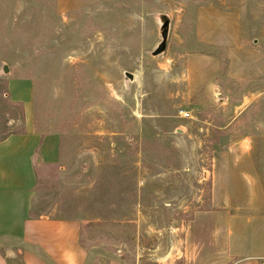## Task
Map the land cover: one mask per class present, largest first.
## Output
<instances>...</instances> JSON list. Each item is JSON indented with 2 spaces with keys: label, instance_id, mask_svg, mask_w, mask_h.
<instances>
[{
  "label": "rangeland",
  "instance_id": "obj_1",
  "mask_svg": "<svg viewBox=\"0 0 264 264\" xmlns=\"http://www.w3.org/2000/svg\"><path fill=\"white\" fill-rule=\"evenodd\" d=\"M24 80L33 215L80 220L83 264L264 254V0H0V139Z\"/></svg>",
  "mask_w": 264,
  "mask_h": 264
},
{
  "label": "crops",
  "instance_id": "obj_2",
  "mask_svg": "<svg viewBox=\"0 0 264 264\" xmlns=\"http://www.w3.org/2000/svg\"><path fill=\"white\" fill-rule=\"evenodd\" d=\"M9 90L25 107L26 129L0 139V264H83L80 220L33 215L47 144L29 116V82L10 81ZM235 258L223 259L227 264H264V254ZM110 264L133 263L115 257Z\"/></svg>",
  "mask_w": 264,
  "mask_h": 264
},
{
  "label": "water",
  "instance_id": "obj_3",
  "mask_svg": "<svg viewBox=\"0 0 264 264\" xmlns=\"http://www.w3.org/2000/svg\"><path fill=\"white\" fill-rule=\"evenodd\" d=\"M167 33L168 30L167 28H164L162 35H163V40L162 42L159 44V46L154 50V54H159L160 52L163 51L164 47H165V42H166V37H167ZM4 70L8 71V66H4ZM127 74L131 75L129 72H127Z\"/></svg>",
  "mask_w": 264,
  "mask_h": 264
}]
</instances>
